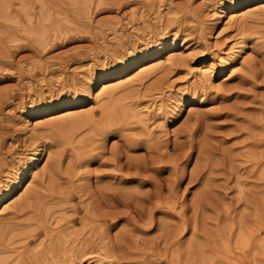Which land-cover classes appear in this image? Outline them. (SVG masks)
I'll list each match as a JSON object with an SVG mask.
<instances>
[{
	"label": "rangeland",
	"instance_id": "rangeland-1",
	"mask_svg": "<svg viewBox=\"0 0 264 264\" xmlns=\"http://www.w3.org/2000/svg\"><path fill=\"white\" fill-rule=\"evenodd\" d=\"M263 3L248 0L232 20L221 16L224 0H0L9 11L0 9V190L37 145L46 148L31 184L0 207V257L264 264ZM43 15L40 37L29 29ZM242 37L248 55L221 78ZM180 47L183 62L117 88L116 101L92 99L89 84L103 71ZM153 100L161 108L151 125L129 112ZM45 103L53 107L34 109ZM81 108L96 121L56 130ZM124 108L120 124L96 128ZM24 117L39 127L26 133ZM241 225L247 246L234 243Z\"/></svg>",
	"mask_w": 264,
	"mask_h": 264
},
{
	"label": "bare ground",
	"instance_id": "bare-ground-1",
	"mask_svg": "<svg viewBox=\"0 0 264 264\" xmlns=\"http://www.w3.org/2000/svg\"><path fill=\"white\" fill-rule=\"evenodd\" d=\"M74 1H76L78 3H81V4H84V3L87 2V0H74ZM247 5H248V0H244V1H236L235 0V2H232L231 4H229V7H227V8H225V7L220 8L221 9V16L224 15V16H226L229 19L232 18V20H233V19H235L234 17L237 14V13H235L236 12V9L240 8L242 10V8L243 7L246 8ZM7 7H5L4 5L0 7L1 12L2 13L4 12L3 14H8L9 11H8ZM248 14L250 15L251 13H248ZM218 16H219V14H218ZM47 18H49V17H47V15L41 16L38 25L30 28L29 29V32H31V33H33V34H35L37 36L44 37L47 34V29L45 28V20ZM229 19H227V21ZM242 38H244V37H242ZM242 38H240V41H238L239 43L236 41L238 44L235 43L236 45H234L233 48L230 47V48H232V51H230V52H232V59H231L230 62H228V63H230L229 67H227L228 63H226L223 66L222 71L219 72V73L222 74L221 75V78L223 77V75H226L227 68H230V67L231 68H234L235 66L237 67L238 65H240L241 62H243L245 60L246 56L248 55V53L250 51V44L251 43L249 42L248 39H245L244 38V40H242ZM230 48H229V50H230ZM155 53L154 52L152 53V56L154 55V57H152L150 55L151 54L150 51H147L146 53L142 54V58L137 57V56L130 57L127 61H125L124 63H121L120 66H118V68L113 69V70H110V71L108 70L106 72L103 71L101 74H99L98 76H96L95 79H93V81L91 79L90 81H92V83L90 82L91 84H89V85H91V86H89V87L93 91L92 92L93 93L92 94V96H93L92 99H97L98 97H100V95L104 94L105 96L108 97V99H113V100L116 101V99L114 98V92H115V90L117 88H120V87L124 86L125 84L128 85V83L131 84V83H133V81H136L137 79H142V78L146 77L147 75L151 74L152 72L158 70L161 67L168 68L169 66H171V67H172V65L174 66L175 63H179V62L181 63V61L184 59V55L187 52L184 53V49L182 50L181 47H180V49H178V48L177 49L176 48L175 49H164V50L162 49V50L157 51L156 54ZM138 58H140V59L138 60ZM152 61H154V62H152ZM209 63L211 64L212 62L210 61ZM221 65H223V64H221ZM208 69H210V68L208 67ZM110 74H112V75H110ZM203 75H204V73H203ZM110 76H113V78H111ZM206 78H208V77H206ZM111 81H113V82H111ZM210 83L213 85V88H215L214 85L216 86V83H218V82H215V80L211 79ZM68 98H70V97H68ZM68 98L63 99L62 102H65L67 104H70V103H73L74 102V101L73 102H70V99H68ZM145 99H147V98H145ZM138 102H135V103L137 104ZM65 103H63V104H65ZM154 103H155V100H153L151 102L150 101H145V102H142V103H138L137 105H135L133 107L131 106V109H130L131 111H129V110L128 111L129 112H132L131 115L133 114L134 118H136L138 121L143 122L144 125L149 126V125H151L153 123V118H154V116H156L157 109L161 108L159 106L158 107H154L153 106ZM51 107H53V105H50V104H46L45 103L43 105H40L39 107H35L34 109H36V110H39V109L42 110L43 109L44 111L45 110L47 111ZM34 109H31V111H30L31 116L32 115H35V113H37V112L34 111ZM83 110H84V108L68 111L69 113L67 115L61 117V119H57L58 122L55 125L56 130L66 131V130H70V129L74 128L77 125H82L85 121L87 123L88 122L96 121V120H94V117H95L94 111H88V112H84L83 113L82 112ZM86 110H87V108H86ZM118 110H120V109H118ZM122 111L125 112V108L124 109H121V114H120L119 111H117V112H113L112 111V113H109L108 115L106 114L107 116L104 114L106 117H103V119L101 118L102 119V122L100 123V121H101L100 120L97 125H95L96 123L94 125L96 126L97 129H100V128L102 129L104 127L103 125L112 126V125L116 124L119 121L120 117L123 116V114H122L123 112ZM83 115L85 117H82ZM85 118H87V119H85ZM24 119H25L24 122L26 124L25 125V131H26V133H31L36 128H38L39 125H40V124L37 123V121H39V120H37L35 122L34 120H32L33 118L31 119V117H26V118L24 117ZM47 119L48 118H45L42 121L47 120ZM124 119H126V118H124ZM53 121H55V120L48 121V123H51ZM40 123L42 124L43 122H40ZM45 123H46V121L44 122V124ZM94 130H95V128H94ZM45 157H46V148H45L44 144L41 143L40 145H37L36 148L33 149V151L30 153V155L23 161V163L21 164L20 171L18 172V174H16V176L11 181V183L9 185H7L5 188H3L2 190H0V207L4 205L3 208H5L6 205H9V203L12 202L13 199L17 196V193H18V191L21 188L23 189V187L25 185L28 186V185L31 184L30 182L32 181L33 176L34 175H37L36 173H38L40 166L42 165L43 162H45L44 161L45 160ZM27 186H25V188ZM248 231H250V230H248ZM248 234L249 233H247L246 230H245V228H243V226L241 225L238 228V231L236 232V236L234 238L235 239L234 243L236 242L237 244L244 245V246L245 245L247 246V244L249 245V242L251 241V239H250V236ZM230 236L232 237V235H230ZM233 236H234V234H233ZM226 243H229V242H226ZM224 245H228V244H225V242H224ZM244 246H243V248H244ZM228 247H230V246H228ZM241 248H242V246H241ZM241 248H239V249H241ZM224 250L227 251L226 248ZM30 257L32 258V256H30ZM221 257H222V255H221ZM211 258L213 259V257H211ZM218 259H216V260H218ZM204 260H206V259H204ZM208 260H210V259H207V261ZM226 260L224 262H226ZM26 261H28V260H26ZM228 261L230 262L229 259H228ZM231 261H232V263L230 262L231 264H234V263L236 264V262L233 263V260H231ZM221 263H223V262H221ZM0 264H10V262L7 260V257H0ZM205 264H207V262ZM214 264H215V262H214Z\"/></svg>",
	"mask_w": 264,
	"mask_h": 264
},
{
	"label": "snow or ice",
	"instance_id": "snow-or-ice-1",
	"mask_svg": "<svg viewBox=\"0 0 264 264\" xmlns=\"http://www.w3.org/2000/svg\"><path fill=\"white\" fill-rule=\"evenodd\" d=\"M262 2H264V0H262ZM222 7H229V4H228V0H224V4L222 5ZM62 100L65 99V98H61ZM70 99V98H68ZM60 101H54L53 103H59Z\"/></svg>",
	"mask_w": 264,
	"mask_h": 264
}]
</instances>
